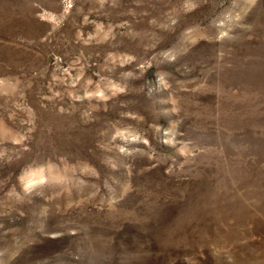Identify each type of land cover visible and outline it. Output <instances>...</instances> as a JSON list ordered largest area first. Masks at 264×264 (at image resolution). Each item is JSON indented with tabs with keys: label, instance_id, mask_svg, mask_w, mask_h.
<instances>
[{
	"label": "rangeland",
	"instance_id": "1",
	"mask_svg": "<svg viewBox=\"0 0 264 264\" xmlns=\"http://www.w3.org/2000/svg\"><path fill=\"white\" fill-rule=\"evenodd\" d=\"M0 264H264V0H0Z\"/></svg>",
	"mask_w": 264,
	"mask_h": 264
}]
</instances>
